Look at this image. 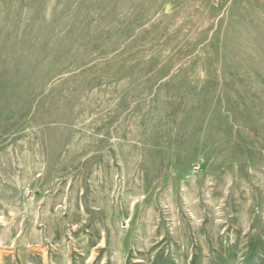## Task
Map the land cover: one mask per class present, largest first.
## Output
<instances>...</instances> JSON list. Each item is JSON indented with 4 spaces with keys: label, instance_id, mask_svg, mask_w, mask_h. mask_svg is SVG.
<instances>
[{
    "label": "rangeland",
    "instance_id": "obj_1",
    "mask_svg": "<svg viewBox=\"0 0 264 264\" xmlns=\"http://www.w3.org/2000/svg\"><path fill=\"white\" fill-rule=\"evenodd\" d=\"M0 264H264V0H0Z\"/></svg>",
    "mask_w": 264,
    "mask_h": 264
}]
</instances>
